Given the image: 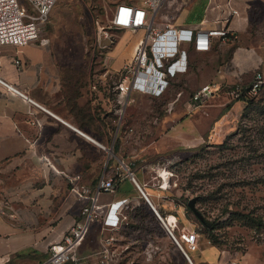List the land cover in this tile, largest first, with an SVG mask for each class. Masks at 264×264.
I'll return each instance as SVG.
<instances>
[{"label":"crops","instance_id":"obj_1","mask_svg":"<svg viewBox=\"0 0 264 264\" xmlns=\"http://www.w3.org/2000/svg\"><path fill=\"white\" fill-rule=\"evenodd\" d=\"M161 10L173 27L193 31L220 26L236 35L220 43L212 40L206 52L188 48L185 70L169 82H181L191 93L209 82L223 89L247 85L253 73L264 68V0H167ZM137 32L116 49L110 66L93 64L83 73L64 62L49 42L0 45V79L49 112L0 85V200L9 206L0 214V264H44L49 245L62 238L82 205L68 192L67 177L93 189L102 173L115 175L112 189L100 193L97 202L105 207L122 198L128 201L125 220L117 228L104 227L100 221L89 226L77 248L80 264L96 263L89 253L101 244L102 234L115 241L118 256L111 264H132L123 255L133 243L123 236V231L133 232L126 220L145 227L148 209L164 231L129 178V173L134 178L129 167L134 166L136 150L130 105L140 94L124 105L119 118L113 88L118 70L114 65L132 54L142 36ZM239 104L231 103L235 108ZM145 193L154 207L153 196ZM170 216L167 225L173 230L177 220ZM141 232L150 240V234ZM177 257L176 263L181 259ZM202 263L196 259V264Z\"/></svg>","mask_w":264,"mask_h":264},{"label":"rangeland","instance_id":"obj_2","mask_svg":"<svg viewBox=\"0 0 264 264\" xmlns=\"http://www.w3.org/2000/svg\"><path fill=\"white\" fill-rule=\"evenodd\" d=\"M118 1L122 0H58L40 35L55 47L64 62H70L80 73L93 64L108 67L115 60L116 49L136 34L109 27ZM162 14L159 9L157 23L168 22ZM104 32L111 39L107 45L98 42ZM131 55L115 64V68ZM121 58L120 53L118 59ZM259 72L264 77V68ZM137 80L138 77L132 96L140 97L130 105L136 150L134 166L129 168L141 189L153 196L152 204L159 216L164 215L165 224L172 219L170 215L176 218L174 233L179 236L185 229L195 233L197 249L186 252L191 263L196 264L198 259L202 264L208 260L212 264H264V227L257 232L233 215L249 211L264 222V82L257 94L241 101L236 108H226L234 97L227 87H219L202 106L189 109L185 102L191 89L181 82L166 84L156 76L148 77L141 82L144 92L139 93ZM177 91L181 94L167 111ZM162 170L165 179L159 173ZM191 198H195L201 221L211 226L218 243L211 245L201 222L186 206ZM148 215L149 225L145 227L137 220H126L133 232L123 231V236L133 243L122 254L132 264H188L165 231L157 226L149 209L145 213ZM141 231L150 234V240L142 237ZM103 235L100 240H104ZM114 244L111 241L107 245L109 253L116 249ZM102 250L99 245L89 254H102ZM176 256L181 258L177 263Z\"/></svg>","mask_w":264,"mask_h":264},{"label":"built area","instance_id":"obj_3","mask_svg":"<svg viewBox=\"0 0 264 264\" xmlns=\"http://www.w3.org/2000/svg\"><path fill=\"white\" fill-rule=\"evenodd\" d=\"M23 1L25 3H21L19 0H0V45L23 46L30 43L40 45L47 43V39L41 36L40 33L48 21L52 7L58 0ZM166 1L122 0L115 3L113 7L108 23L109 27L114 30H126L132 33L142 31V36L135 44L130 59L117 70V80L113 88L116 101L119 104V118H121L124 105L132 100L136 77H138L136 90H139V93L144 92V86L141 85V82L148 77L156 76V78L167 84V81L176 73L185 70L188 48H191L194 52H206L210 49L212 40H217V43H220L236 38L235 34L220 26L200 27L192 31L186 28L173 27L167 21L157 23V11ZM231 13H234V11L231 10ZM110 41V36L106 32L102 33L98 39V42H102V45H107ZM184 43L185 47L183 46ZM263 82L262 73L255 71L248 85V93L255 94ZM0 85L17 94L30 105L49 113L48 110L32 102L24 94L10 87L1 79ZM218 89L219 86L213 82L199 86L189 94L186 101L187 107L191 109L202 106ZM229 92L235 98L239 89L235 87ZM180 94V91L174 94V97L168 103L167 111L172 108L173 103L178 100ZM114 177L115 175L112 177L102 173L93 189H88L85 185L76 182L73 177H67L68 192L76 196L82 202V205L77 219L66 230L62 238L49 245L44 264H65L67 262L80 264L77 248L93 222L100 221L104 227L117 228L119 222L125 220L123 212L128 207V201L125 198L108 203L105 207L97 202L100 193L112 189ZM129 178L139 195L153 210L152 205L147 200L146 193L135 182L130 173ZM8 208L7 202L0 200V214H5ZM154 213L161 221V217L155 211ZM161 223L174 248L185 257L188 263L190 259L186 252L197 249L195 233L185 229L178 236L168 225H164L162 221ZM111 241H113L111 236L101 240L102 254L91 255L96 260L95 264L115 263L113 259L118 256L117 252L114 253L116 249L114 248L113 252L109 253L106 248Z\"/></svg>","mask_w":264,"mask_h":264},{"label":"trees","instance_id":"obj_4","mask_svg":"<svg viewBox=\"0 0 264 264\" xmlns=\"http://www.w3.org/2000/svg\"><path fill=\"white\" fill-rule=\"evenodd\" d=\"M109 43H111V41ZM248 85H249V83L247 85H243V86L231 85V86L227 87L229 90H233L235 87H237L239 89L238 95L234 98L233 101H240V102L245 101L246 98L257 94V93H255L253 95L249 94L248 93ZM261 86L259 87V89L256 92H258L260 90ZM230 105H231V103L228 104L226 106V108H229ZM233 215H235L236 219H238L239 221H242L243 223H245V225L250 226L251 228H253L257 232H259L261 227H264V222L262 221L261 217L258 215H254L252 212H249V211L248 212H243V211L238 212L237 211V212H233ZM162 218L166 222V219L164 218V216H162ZM200 222H201L206 234L208 235V238L210 239L211 245L218 243L217 238L215 236H213L214 234H212L211 226H207V224L203 223L202 221H200Z\"/></svg>","mask_w":264,"mask_h":264},{"label":"water","instance_id":"obj_5","mask_svg":"<svg viewBox=\"0 0 264 264\" xmlns=\"http://www.w3.org/2000/svg\"><path fill=\"white\" fill-rule=\"evenodd\" d=\"M105 43H107L106 41H104ZM102 43V42H101ZM148 200V199H147ZM149 202V201H148ZM195 198H191L186 202V206L188 207V209L192 212V214L199 220L201 221V215L199 214V212L196 210L195 206ZM150 204V202H149ZM151 205V204H150ZM188 264H192L191 261L188 262Z\"/></svg>","mask_w":264,"mask_h":264},{"label":"bare ground","instance_id":"obj_6","mask_svg":"<svg viewBox=\"0 0 264 264\" xmlns=\"http://www.w3.org/2000/svg\"><path fill=\"white\" fill-rule=\"evenodd\" d=\"M159 173H160L163 177L166 175V174H165V171H163V170L160 171ZM164 179H165V177H164ZM152 207H153V206H152ZM151 209H152V208H151ZM153 210L156 212V210L154 209V207H153ZM153 210H152V211H153ZM154 211H153V212H154ZM156 213H157V212H156ZM154 214H155V213H154ZM157 214H158V213H157ZM159 220H160V219H159ZM161 221L163 222L162 219H161ZM163 224L166 225L164 222H163ZM186 254H187V253H186ZM187 256H188V254H187ZM188 257H189V256H188ZM189 259H190V258H189Z\"/></svg>","mask_w":264,"mask_h":264}]
</instances>
